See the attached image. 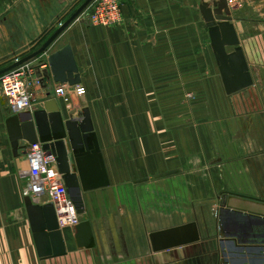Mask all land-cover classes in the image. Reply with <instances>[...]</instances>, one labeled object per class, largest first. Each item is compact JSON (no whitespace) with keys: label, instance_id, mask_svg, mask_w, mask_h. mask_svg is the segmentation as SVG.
Wrapping results in <instances>:
<instances>
[{"label":"crops","instance_id":"obj_1","mask_svg":"<svg viewBox=\"0 0 264 264\" xmlns=\"http://www.w3.org/2000/svg\"><path fill=\"white\" fill-rule=\"evenodd\" d=\"M85 1L0 0V72ZM120 1L119 25H92L84 11L25 62L42 77L36 109L55 99L64 120L90 109L110 181L83 192L95 246H79L67 226L66 255L38 254L0 94V264H264L262 6L232 8L254 84L229 95L200 10L210 0ZM67 45L86 88L69 100L49 63Z\"/></svg>","mask_w":264,"mask_h":264},{"label":"water","instance_id":"obj_2","mask_svg":"<svg viewBox=\"0 0 264 264\" xmlns=\"http://www.w3.org/2000/svg\"><path fill=\"white\" fill-rule=\"evenodd\" d=\"M93 0H86L57 32L27 58L18 60L0 72L14 67L44 52L77 16L82 14ZM208 26L211 45L220 69L227 94L231 95L251 87L254 78L244 49L232 22V7L228 0H212L200 5ZM54 78L60 83L76 85L81 82L78 66L70 45L49 56ZM82 119L64 120L55 99L45 102L43 109L27 110L11 115L6 127L15 155L20 156L23 143L42 142L44 148L56 155L58 172L63 175L68 192L79 214L85 212L83 192L106 187L110 184L101 147L88 107L82 109ZM25 204L38 254L42 258L67 254L66 242L52 203L39 204L25 196ZM76 229L79 246L93 247L95 239L89 220H82Z\"/></svg>","mask_w":264,"mask_h":264},{"label":"built area","instance_id":"obj_3","mask_svg":"<svg viewBox=\"0 0 264 264\" xmlns=\"http://www.w3.org/2000/svg\"><path fill=\"white\" fill-rule=\"evenodd\" d=\"M243 0H228L231 7H240ZM92 25L116 26L122 22L120 0H94L85 10ZM42 86V77L37 74V66L22 63L0 76V94L7 101L13 114L35 110L40 101L34 87ZM82 96L86 88L80 84H61L56 94L70 99V93ZM20 174L24 179L23 192L39 204L52 203L55 207L60 227L78 225L82 215L78 213L64 177L58 172L56 155L44 148L42 142L23 143Z\"/></svg>","mask_w":264,"mask_h":264},{"label":"rangeland","instance_id":"obj_4","mask_svg":"<svg viewBox=\"0 0 264 264\" xmlns=\"http://www.w3.org/2000/svg\"><path fill=\"white\" fill-rule=\"evenodd\" d=\"M93 1H94V0H93ZM210 1H212V0H210ZM249 1H250V0H249ZM255 1H257V2L255 3V5H258L259 7L262 6V8L260 7L261 9L259 8L257 11H255V14H256V12H257V13H260L261 15L264 16V3H263L264 0H255ZM245 2H246V3H245ZM244 4H247V0H243V1H242V5H244ZM242 5H241V6H242ZM241 6H240V7H241ZM232 8H233V7H232ZM84 15H85V14H84ZM256 15H257V14H256ZM24 63H25V62H24ZM1 75H2V74H1ZM260 92L263 93V92H264V88H260V89L258 90L259 95H260ZM243 158H244V159H243V161H244V160H245V157H243Z\"/></svg>","mask_w":264,"mask_h":264}]
</instances>
